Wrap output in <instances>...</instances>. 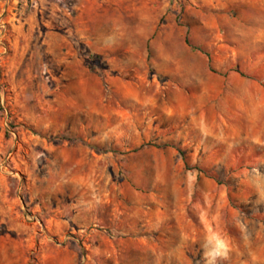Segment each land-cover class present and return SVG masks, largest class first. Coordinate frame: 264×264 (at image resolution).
I'll list each match as a JSON object with an SVG mask.
<instances>
[{
  "label": "clouds",
  "instance_id": "9594fccd",
  "mask_svg": "<svg viewBox=\"0 0 264 264\" xmlns=\"http://www.w3.org/2000/svg\"><path fill=\"white\" fill-rule=\"evenodd\" d=\"M0 264H264V0H0Z\"/></svg>",
  "mask_w": 264,
  "mask_h": 264
}]
</instances>
